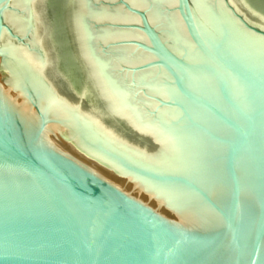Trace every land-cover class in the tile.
<instances>
[{
    "label": "water",
    "instance_id": "1",
    "mask_svg": "<svg viewBox=\"0 0 264 264\" xmlns=\"http://www.w3.org/2000/svg\"><path fill=\"white\" fill-rule=\"evenodd\" d=\"M69 1L42 12L78 93ZM244 1L264 16V0ZM182 5L204 67L138 27L162 58L145 66L164 64L193 102L184 124H167L188 151L181 172L52 88L0 17V264H264V33L219 15L211 36Z\"/></svg>",
    "mask_w": 264,
    "mask_h": 264
},
{
    "label": "bare ground",
    "instance_id": "2",
    "mask_svg": "<svg viewBox=\"0 0 264 264\" xmlns=\"http://www.w3.org/2000/svg\"><path fill=\"white\" fill-rule=\"evenodd\" d=\"M109 0H70L67 24L84 84L75 93L59 76L49 41L44 0H1V32L55 90L177 170L188 162L183 141L167 127L184 124L193 102L178 91L162 63L136 69L162 59L158 53L134 50L120 40L151 45L149 37L132 29L107 26L106 22L137 23L138 18L121 5L104 6ZM140 11L145 24L180 60L204 67L208 58L191 37L183 16L182 0H123ZM196 23L211 36L222 31V20L243 24L264 33V16L244 0H191ZM103 4V5H102ZM106 47V52L101 51ZM115 49H117L115 51ZM157 54V55H156Z\"/></svg>",
    "mask_w": 264,
    "mask_h": 264
},
{
    "label": "rangeland",
    "instance_id": "3",
    "mask_svg": "<svg viewBox=\"0 0 264 264\" xmlns=\"http://www.w3.org/2000/svg\"><path fill=\"white\" fill-rule=\"evenodd\" d=\"M113 4L121 5L125 11H127L128 13H131V14L135 15L138 18V22L137 23H135V22L134 23H132V22L131 23H129V22L128 23H125V22L124 23H114V22L111 21V22H106L105 23L107 26L113 27V26L116 25L115 28L132 29L134 31L140 32L142 34H145L147 37H149L148 34L144 30L138 29V27L144 26V23H143L144 20L142 19V15H140V11H138L136 9L130 8L123 0H109V1H105L104 2V6H106L107 8H113ZM178 11L180 12V14L182 16L181 7H179V5H178ZM117 44H119L121 46L122 45L131 46L132 49H133L132 51H134V50H144V51L154 52V51H151L149 49H146V47H150V48H154L155 49V47H154L153 44H151V45H148L147 44L146 45V44L141 43V42L136 41V40L135 41H131V40H120V42L118 41ZM100 49L104 53V52H106V49L107 48L106 47H101ZM116 50L117 49H115V51ZM148 64L138 65L136 67V69H142L143 66L148 65Z\"/></svg>",
    "mask_w": 264,
    "mask_h": 264
}]
</instances>
